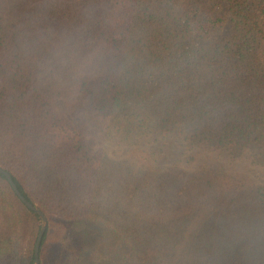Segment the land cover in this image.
I'll list each match as a JSON object with an SVG mask.
<instances>
[{"label": "trees", "instance_id": "obj_1", "mask_svg": "<svg viewBox=\"0 0 264 264\" xmlns=\"http://www.w3.org/2000/svg\"><path fill=\"white\" fill-rule=\"evenodd\" d=\"M222 1L0 0V167L49 221L40 264H264V181L90 137L102 118L235 158L264 145V0ZM90 224L111 242L82 244ZM40 230L0 173V264H35Z\"/></svg>", "mask_w": 264, "mask_h": 264}, {"label": "rangeland", "instance_id": "obj_2", "mask_svg": "<svg viewBox=\"0 0 264 264\" xmlns=\"http://www.w3.org/2000/svg\"><path fill=\"white\" fill-rule=\"evenodd\" d=\"M220 13L225 15L227 6L222 0ZM233 34L232 26L226 23L220 33L209 39H199L194 37V42L199 45L219 42L225 38H230ZM83 100V98H80ZM58 109L65 112L64 103L57 104ZM90 137L97 145L103 148L107 155L113 159H123L134 149H147L156 154L155 167L165 169L175 161H180L181 167L186 171H196L202 167L220 164L228 174H244L252 177L256 181H264V145L255 150H247L241 158H235L232 151L221 149L209 152L200 151L189 143H179L174 136L159 137L148 135L140 137L138 140H130L123 135H116L109 119L99 118L90 125ZM90 226V227H89ZM83 233H80V242L84 245L94 244L102 240L108 244L111 240L106 239V235L101 227L90 224Z\"/></svg>", "mask_w": 264, "mask_h": 264}, {"label": "water", "instance_id": "obj_3", "mask_svg": "<svg viewBox=\"0 0 264 264\" xmlns=\"http://www.w3.org/2000/svg\"><path fill=\"white\" fill-rule=\"evenodd\" d=\"M0 173L5 176L9 185L11 186V188L13 189V191L17 195V197L20 199V201L28 209H30L33 212H35L36 214H38L41 218V230L39 231V234L37 236L36 243H35V264H40V246H41L44 234L46 232V229L49 225V221L40 209H38L35 205H33L28 200H26V198L22 195L21 191L18 189V187H17L16 183L14 182L11 174L8 171H6L0 167Z\"/></svg>", "mask_w": 264, "mask_h": 264}]
</instances>
